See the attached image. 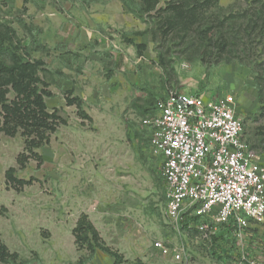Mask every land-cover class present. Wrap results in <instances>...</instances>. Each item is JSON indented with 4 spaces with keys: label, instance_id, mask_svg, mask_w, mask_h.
Instances as JSON below:
<instances>
[{
    "label": "rangeland",
    "instance_id": "1",
    "mask_svg": "<svg viewBox=\"0 0 264 264\" xmlns=\"http://www.w3.org/2000/svg\"><path fill=\"white\" fill-rule=\"evenodd\" d=\"M49 1L53 8L59 5L57 0H42ZM169 1L128 0L127 7L135 9L137 16H132L131 34L121 30L120 46L128 45L124 34L131 36L134 46L130 56L137 64L125 73L126 79L130 76L129 90L115 91L119 95L114 98L112 86L105 81L110 74L116 76L115 60L113 64L110 62V53L108 58L101 49L97 51L100 56L95 58L84 55L81 59L80 54L73 58L64 44L54 43L47 35L46 25L51 19L35 17L32 8L38 0H0V24L11 26L17 40L21 39L31 52V59L38 62L37 75L51 92L45 99L48 109L51 113L56 110L65 122L50 135L48 144L35 150L41 160L25 151L21 133L14 137L1 135L0 230L6 233L4 237L19 256L20 212L42 218L52 212L62 216L69 213L74 219L84 212L99 215L107 239L122 248L109 247L119 257L118 262L125 257L138 260L136 264H144L140 261L143 258L161 262L163 256L154 246L157 241L168 247H185L184 264L219 263L215 256H221L225 264L240 262L243 250H239L236 236L226 235L221 226L216 232L222 239L212 248L196 231L185 229L182 223L175 226L168 218V188L162 158L153 155L151 133L142 120L155 117L158 101L172 93L205 98L233 96L237 114L243 120L244 137L264 164V15L254 30L249 24L250 17L255 20L258 12L264 13V0H198L196 13L200 20L187 35L183 31L179 34L178 30L165 33L160 16L165 18L168 13L150 9L156 2V9L164 8ZM97 48L94 45L92 50ZM71 66L78 73L70 74ZM82 69L87 73L80 74ZM109 71L108 76L105 73ZM72 81L81 82L79 93L85 97L81 99V112L90 116L89 120L82 117L75 104H67V98H72L68 93L74 92L65 86ZM38 87L41 90L44 86L39 83ZM110 99L113 102L117 99L115 103L120 101L124 107L95 103ZM112 115L121 116L122 123L113 119L112 123H105L104 118L109 121ZM103 126L105 130L114 127L122 133L117 146L124 151L118 162L105 169L101 167L100 156L93 151L103 141L100 138ZM22 153L28 157L23 166L17 162ZM10 168L15 170L14 180L8 182L6 172ZM244 236L246 244H251L249 255L245 253L248 262L257 264L258 258H264L256 247L264 239V223L245 218ZM193 242L202 247L199 255L195 256L191 249ZM225 246L228 254L221 251Z\"/></svg>",
    "mask_w": 264,
    "mask_h": 264
},
{
    "label": "built area",
    "instance_id": "2",
    "mask_svg": "<svg viewBox=\"0 0 264 264\" xmlns=\"http://www.w3.org/2000/svg\"><path fill=\"white\" fill-rule=\"evenodd\" d=\"M157 110L142 125L151 133L153 155L162 158L168 218L178 226L184 212L200 216L197 230L208 242L217 225L232 221L244 251L245 218L264 223V164L244 137L234 97L172 93L158 101ZM154 246L162 256L185 263L183 246L162 241ZM247 263L243 253L238 264Z\"/></svg>",
    "mask_w": 264,
    "mask_h": 264
},
{
    "label": "crops",
    "instance_id": "3",
    "mask_svg": "<svg viewBox=\"0 0 264 264\" xmlns=\"http://www.w3.org/2000/svg\"><path fill=\"white\" fill-rule=\"evenodd\" d=\"M38 1L39 2L33 6L32 10L36 12L35 17L39 20H46L45 18L47 17L51 19L46 25L47 35L51 37L54 43L64 44L63 47L65 51L68 52L71 57L76 58V55L80 54L81 59L84 55H91L92 58L98 57L100 53L97 51L101 49L105 50L106 47L107 52L103 50L102 53L107 55L108 58L112 55L110 62L113 64L115 60L114 65L116 66V70L113 72L116 76L110 74L109 79L105 80L108 82L107 85L110 87L112 86L113 90L110 92H114L115 98V96L117 97V95H119L116 92L123 89L124 91L129 90L127 88H129L131 83L129 79L130 76H127V79L125 76L129 67L133 64L136 65L137 62L132 60L130 56L134 46L133 42L130 40L131 36H126L124 34V41L127 42L128 45L123 48L120 46L121 30L128 34L132 33V31H130L134 26L132 16L135 15L130 12V9L122 0H57L59 4L57 8H53L50 1ZM43 42H46V40ZM94 45H98L99 48L92 50ZM115 56L117 57L115 58ZM132 70L129 69V71ZM68 72L70 74H75L78 73V70L71 66ZM85 73H87V70H80V74ZM108 73H110V71L105 74L108 75ZM128 75H130V73H128ZM132 82L134 83V80H132ZM78 85H81V82L73 83L72 81L70 86L67 85L65 87L67 90L74 92L73 96L83 100L85 97L80 95L79 92H81L82 89L81 86ZM129 97L130 96H128V98ZM116 101L117 99L115 102ZM124 101L125 100H122L123 103ZM115 102L110 99L107 102L98 104V101L95 100L97 106L124 107L123 104L121 105L120 101L118 103ZM109 118V121L104 118V122L112 123L111 119H113L117 121L118 124L122 123V120H120L121 116L113 117L112 115V117ZM101 122H103V120ZM100 132V138L103 141H101L99 145H96L93 151L97 152L96 155L100 156L101 167L105 169L111 163L113 164L115 161L118 162L120 156L124 155L122 148L117 146L119 144L118 140L122 138V133L114 127L105 130L104 126L101 127ZM108 140H111V142ZM83 213L84 212H80L74 219L73 215L69 213L62 216L60 213L52 212L48 217L42 218L30 212H20V256L18 251L10 246L8 238L4 237L6 233L0 230V240L7 246L11 253H16L19 256L17 260H8L7 262L0 259V264H116L115 258L106 252L98 249L89 250L85 247L81 249L78 248L73 235V229ZM85 214L89 215L88 213ZM106 214L108 213H105V215ZM184 214L185 212L182 217L185 218L187 215ZM98 216L89 215V219L99 232L100 237L106 242V246L114 247L116 250L122 249L120 246L112 243L110 239H107L105 236V229L100 225ZM2 224L3 222L0 220V225ZM9 232L10 231L7 233ZM195 243H197V245H195ZM195 243L193 242L191 244V249L196 256L202 252V247L199 246V242ZM224 250L227 252L228 248H223L222 251ZM162 258L161 262H154L148 258H143L140 261L144 264L177 263L172 256H163ZM263 259L258 258L257 264H264ZM137 261L138 260L134 258L125 257L117 264H136ZM223 262L226 261L223 260L214 264H225ZM248 263L250 264V262Z\"/></svg>",
    "mask_w": 264,
    "mask_h": 264
},
{
    "label": "trees",
    "instance_id": "4",
    "mask_svg": "<svg viewBox=\"0 0 264 264\" xmlns=\"http://www.w3.org/2000/svg\"><path fill=\"white\" fill-rule=\"evenodd\" d=\"M122 2L127 6L128 0H122ZM157 4L158 2L154 3L150 9L152 11L156 10V13H168L165 18L160 16V21H164L163 25L166 27L165 33L178 30L179 34L183 31L184 35H187L193 24L200 20L196 13L199 5L198 0H170L164 8L160 9H156ZM135 11V9H130V12L137 16ZM256 15L255 20H253L254 17L249 19L251 30L259 26L258 20L262 19L264 13L259 14L258 12ZM232 40L234 41L233 44L237 43L236 37L232 38ZM34 45L38 48L42 47L37 43ZM30 54L29 49L22 45V40H17L15 30L9 25L0 24V138L2 134L14 137L21 133V136L25 139V151L29 153L30 157H36L41 160L40 155L35 150L41 148L44 144H48L50 135L55 133L58 126L64 125L65 122L60 118L56 110L52 113L49 111L45 99L51 96V92L46 89L47 86L41 82V78L37 75L39 64L31 59ZM39 83L44 86L41 90L38 87ZM68 94L73 96V93ZM81 103L82 100L78 97L67 98L69 106L75 104L79 113H82V117L89 119L85 112H81ZM27 158L25 153L20 154L17 159L18 164L23 166ZM14 172L13 168L6 172L8 182L14 180ZM24 184L26 183L24 182ZM184 215L187 216L185 218L182 217L180 222L182 226L185 229L199 233L197 227L204 219L200 216L190 215V211L185 212ZM218 226H221L223 233L226 235L235 236L237 227L232 221ZM73 235L78 248L98 249L112 255L116 260V264L118 263L119 257L102 241L99 232L87 215L82 214L80 216L73 229ZM221 239L216 232L210 241L212 248ZM215 246L217 247V244ZM250 247L251 244L247 242L243 253L249 255L248 250H250ZM256 247L264 255V239H260ZM223 248H227V246L222 247L221 251ZM222 253L226 254L227 252L224 250ZM18 258V254L11 253L0 240V259L7 262ZM215 258L218 261L224 260L221 256H215Z\"/></svg>",
    "mask_w": 264,
    "mask_h": 264
}]
</instances>
